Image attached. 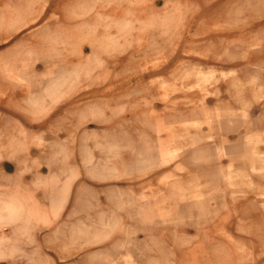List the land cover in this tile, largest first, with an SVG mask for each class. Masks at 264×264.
<instances>
[{"label":"rangeland","instance_id":"rangeland-1","mask_svg":"<svg viewBox=\"0 0 264 264\" xmlns=\"http://www.w3.org/2000/svg\"><path fill=\"white\" fill-rule=\"evenodd\" d=\"M0 264H264V0H0Z\"/></svg>","mask_w":264,"mask_h":264}]
</instances>
